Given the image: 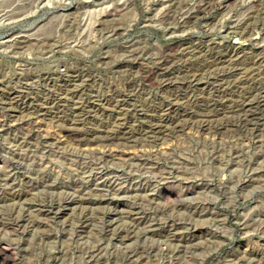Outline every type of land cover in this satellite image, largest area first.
<instances>
[{"label":"rangeland","instance_id":"1","mask_svg":"<svg viewBox=\"0 0 264 264\" xmlns=\"http://www.w3.org/2000/svg\"><path fill=\"white\" fill-rule=\"evenodd\" d=\"M262 40L264 0H0L9 264H264Z\"/></svg>","mask_w":264,"mask_h":264},{"label":"bare ground","instance_id":"2","mask_svg":"<svg viewBox=\"0 0 264 264\" xmlns=\"http://www.w3.org/2000/svg\"><path fill=\"white\" fill-rule=\"evenodd\" d=\"M207 2H210V1H206L205 3H207ZM211 3V2H210ZM211 5H212V3H211ZM202 6H203V4H202ZM204 7V6H203ZM244 24V23H243ZM254 27V26H253ZM251 31V30H250ZM250 34V33H249ZM254 34V33H253ZM251 36H252V34H250ZM253 38V37H252ZM249 39H250V37H249ZM263 39V38H262ZM262 41H264V40H262ZM260 42V41H259ZM258 42V44H260ZM263 43V42H262ZM232 45V44H231ZM262 45V44H261ZM262 48V47H261ZM263 48H264V44H263ZM263 48H262V50H263ZM233 50V49H232ZM205 55V54H204ZM234 55V54H233ZM232 55V56H233ZM236 56H238V54L236 55ZM227 57V56H226ZM230 57V56H229ZM215 59V58H214ZM226 62V61H225ZM224 63V62H223ZM231 72V71H230ZM188 78V77H187ZM170 79V78H169ZM262 94V93H261ZM261 94H260V96H261ZM253 98V97H252ZM259 98V97H258ZM213 101V100H212ZM245 102V101H244ZM258 102V99H257V101H256V103ZM259 102L262 104V106H264V94L261 96V99H259ZM259 102H258V104H259ZM243 103V102H242ZM247 103V102H246ZM249 104H250V102H248ZM245 104V103H244ZM243 105V104H242ZM252 105V104H251ZM255 106H257L256 104H254ZM255 106H254V108H255ZM245 107H249V106H245ZM243 108V107H242ZM253 108V107H252ZM250 109V108H249ZM261 109V108H260ZM259 109V110H260ZM251 110H255V109H251ZM244 111V110H243ZM248 111V110H247ZM246 111V112H247ZM256 111H257V108H256ZM229 114V113H228ZM260 114V113H259ZM238 115V114H237ZM246 115V114H245ZM251 115V114H250ZM249 115V116H250ZM255 116H256V114H255ZM245 117H247V116H245ZM251 117V116H250ZM242 118V117H241ZM259 118V117H258ZM210 119V118H209ZM246 119V118H245ZM252 119V118H251ZM250 119V120H251ZM254 119H256V118H254L253 117V120ZM248 120H249V118H248ZM247 120V121H248ZM181 121V120H180ZM238 121V120H237ZM161 125V124H160ZM158 126V125H157ZM174 128V127H173ZM162 129V128H161ZM12 254H14V253H12V251H8L7 250V248L5 247V245H3V244H0V264H9V262L11 261V258H12ZM15 256V255H14ZM14 258V257H13Z\"/></svg>","mask_w":264,"mask_h":264}]
</instances>
